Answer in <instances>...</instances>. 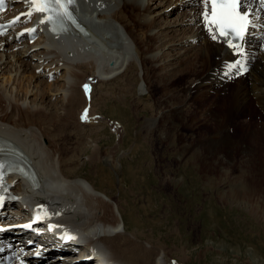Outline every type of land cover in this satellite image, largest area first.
Returning a JSON list of instances; mask_svg holds the SVG:
<instances>
[{
  "label": "rangeland",
  "instance_id": "obj_1",
  "mask_svg": "<svg viewBox=\"0 0 264 264\" xmlns=\"http://www.w3.org/2000/svg\"><path fill=\"white\" fill-rule=\"evenodd\" d=\"M149 2L151 8L154 7V12L164 10L165 19L171 24L176 21L175 25L168 28V26H162L163 21L157 17V20H154V27L156 31L158 30L155 38L149 42L150 32L147 33V36L143 35L145 43L151 44L153 49L156 46L161 47V50L159 49L160 55L164 52L170 54V56L166 54L165 58L166 60L171 58L169 62H175L173 66L168 71L157 70L159 65L153 67L147 65L142 68L137 57H134L137 69L133 70L125 63L124 71L121 70L120 75L110 81L96 82L98 76L93 77L95 91L92 95L93 100L95 99L94 102L98 105L96 107L99 112L93 114L96 117L94 121L82 123L79 120V116L83 114L80 111L85 107H88L91 115L92 105L90 102V107L84 106L82 103H75V106L79 105V108L75 107L79 113L70 121V123L72 122L71 126H68L69 123H67L69 115L64 118H62L63 116L59 117L57 126L53 128L51 135L47 129L38 140H31L33 146L49 147L50 160H58L64 172L76 168L78 170L81 167L78 171L79 174L87 176L90 181L97 183L96 189L98 191L113 196L114 200H118L121 204H129L130 201H133L137 205L131 206L133 212L123 214L129 221L127 222L129 227L126 228L127 231L133 233L137 226L143 225V230L149 234L151 241L153 239L163 245L167 255L172 259L183 258L187 264H264V126L258 124L260 118L258 108L255 107L257 112L252 115V119L248 120L245 114L242 115L237 112L233 122L224 124L223 128L229 132L230 138L235 144H239L233 158L227 160L228 158L224 157L222 153L210 156V149L220 147L218 142L222 139L217 126L211 123L214 121L213 117L209 115L210 113H204L214 96V92L209 91L211 94H204L203 90L196 89L198 100L192 101L181 96L184 94L180 91L182 88V91L186 90L187 81H191L193 77L202 72L193 71V67L199 68L195 63H189L192 58H195L193 54L184 59L180 58L186 50H189L188 54L193 52V43H195L196 48L199 47L197 40L188 43L185 42L188 37L181 38L184 32L187 35L192 34L191 31L187 30L188 27H191V23H188L187 12L192 9L193 4L185 0H149ZM156 3L160 5L157 6ZM105 26L114 33L110 23L106 22ZM166 28H168L166 33L170 39L177 38V40L182 41L183 47L169 50L167 45H164L163 42L166 38L164 36L166 35L160 31L166 30ZM129 32L135 33L131 29ZM138 34L143 33L138 31ZM26 42L24 41V43ZM18 49L14 48L13 51ZM35 51L37 50L33 49L30 54ZM178 51L181 53L172 59L174 57L172 54H176ZM149 56L150 54H147L145 57L147 63ZM124 58L129 57L124 54L120 65ZM24 59L29 61L28 57ZM33 64L31 62V68H28L24 76L18 81V84L21 81L23 87L21 91L18 88L17 94L22 96L23 92L26 91L27 97L29 96L31 100L35 96L37 100L43 96L46 103L49 100L54 103L56 109L61 110L59 98L62 91H58L57 87L63 83L62 73L64 69H59L60 72L58 73L54 72L52 79L47 77L48 74L41 76L39 82H42L43 92L36 95V81L33 78L29 80L30 74L33 72ZM9 66L10 64H7L0 71V80L9 76ZM50 70L53 68L48 69L49 72ZM170 71H172V75L167 81H173V83L171 82L169 90H165L163 87L166 83L164 73ZM39 72L41 74L42 69L34 73ZM151 76L156 79H151ZM12 78L13 75L9 84H12ZM250 78L253 82V77L250 76ZM157 79L158 81H155ZM200 79L201 76L198 80ZM144 80L152 86L147 89ZM231 83L229 89L232 88L233 84ZM139 87L140 89L143 87L141 95H139ZM30 89H33L31 93L29 92ZM53 90L57 96L52 95ZM163 92H167L169 98L174 96V99L171 98L167 102L161 101ZM206 94L210 97L203 100L202 96ZM98 95H105L106 100L99 102ZM222 95L223 93H220L219 96L222 97ZM146 96L149 97L145 98ZM139 97L145 99L139 102ZM92 104L94 103L92 102ZM177 104L182 105L179 108L180 111L182 109V111L187 110L195 115L196 120L185 116L181 119L177 116L171 121L168 117L170 113L166 112V109L168 106L170 109ZM217 104L213 107L219 109L221 113L224 112L226 108L223 107L224 101ZM151 106H155L154 111H151ZM57 114L59 115V111ZM151 114H157L153 122L152 118H149ZM49 121L50 119H48ZM96 128L103 130L99 129L101 131L97 133ZM123 128L125 129L122 130ZM52 138H58V140L53 141ZM84 147L87 149L82 151ZM94 147H100L98 152L107 151L108 154L111 153L115 161L122 158L124 175L121 173L116 175L108 169L109 167L104 161L103 163L97 161L99 166L106 168L102 176L107 178L100 180V177L95 173H89L88 163L81 166L82 162H86L91 157ZM241 149L246 150L248 156L244 152H240ZM38 151L42 153L39 149ZM77 151H80V159H78ZM139 160H141L139 171L141 168L144 169L140 173L139 183L135 189L131 179L126 177L127 172H133L132 167L126 168L128 164H139ZM76 161L80 165L76 164ZM135 171L133 175L138 176L139 171ZM166 174L171 177L168 183L165 179L168 177ZM110 176L113 185L110 184ZM122 176L125 178L124 182L121 181ZM107 179L109 183L106 182ZM98 182L102 186L98 185ZM118 186L123 189L125 194L120 193ZM59 192L63 193L62 191ZM236 192L240 196H237ZM135 198L139 200V205ZM62 202L66 204L65 200ZM135 210L139 212L136 213ZM123 211H127V209ZM158 219H160V223L157 222ZM84 222L87 220L85 219ZM131 225L133 226L130 227ZM47 249L52 252L55 251L50 248ZM77 250L74 253L87 255V257L82 255L80 257L82 260L80 264H85V258L89 256L88 250L85 252L81 249ZM91 255L93 258L87 260V264H98V259L95 262L96 256L93 253ZM58 261L61 263L62 260L57 259Z\"/></svg>",
  "mask_w": 264,
  "mask_h": 264
},
{
  "label": "bare ground",
  "instance_id": "obj_2",
  "mask_svg": "<svg viewBox=\"0 0 264 264\" xmlns=\"http://www.w3.org/2000/svg\"><path fill=\"white\" fill-rule=\"evenodd\" d=\"M185 1L193 4L192 9L187 12L188 23H191V27L187 26V30L191 31L193 35H187V33L184 32L181 38L185 39L184 36L188 37L185 41L188 43L197 40L199 47L196 48L195 43H193V52L188 54L189 50H186L182 54L184 57L181 55L180 58L184 59L193 54L195 58H192L189 63H195L199 68L195 69L193 67L192 69L195 72H202L193 77L191 81H187L186 90L182 91L183 88L180 90L181 93L184 94L181 96L194 101L195 99L198 100L196 89L199 91L203 90L204 94L210 93L209 91L214 92V96L210 104L207 105V109L204 113H210L209 115L213 117L214 121L211 123L217 126L218 133H221L222 139L218 142L220 147H213L210 149V156L222 153L223 156H226L228 158L227 160H229V158H233L239 144L233 142L229 132L223 128L224 124L233 122L237 112L242 115L245 114L248 120L252 119V115H255L257 112L255 108L257 107L260 116L258 124L264 126V29L251 30L250 34H247L242 40V45L245 46L246 52L244 55H241L239 59L247 60L251 64V69L247 73L248 75L245 74L246 76L243 78L236 77L231 81H226L224 78L227 73L233 70L232 68L229 70V66L234 64L235 57L230 54L229 49L224 45V40L219 37L214 40L208 28L205 26V23L201 21V9L203 8L201 0ZM79 3L81 14L92 30V34L85 38L80 37L73 28H69V30L64 33L68 37L54 35L45 40L40 36L31 45L27 42L18 44V42H14L13 39L0 38V71H2V68L6 67L7 64H10L9 76L6 79L0 80V137L6 138L3 142L15 141L20 143L24 146L19 147L23 152H28L29 150L30 155H25L24 158L34 166L37 165V171L39 172V178L35 181V186L31 184L28 179H26L27 182L16 180L15 187L18 193H22L23 199L13 200L10 206L16 210L14 211L15 217H23L28 210V206L26 205L27 200L33 201L32 203L47 200L48 206L46 205L44 213L49 210L51 217L55 220L56 226L63 228V230L68 233L67 235L75 237V239L66 238L63 242L56 233L36 238L33 237L39 244H44L46 249L50 248L55 251L58 250L57 252L61 251L60 254L63 253L64 256L58 258L62 260L61 263H59V261L57 262V259H54L51 264H80L82 261L80 257H87V255L74 253V248L81 249V251L84 252L88 250V255L92 253L96 254L97 252L98 256H96L95 262L98 259V264H187L185 263L186 260L183 258L176 257L172 259L169 257L163 245L153 239L151 241L149 234L144 232L143 225L137 226L135 231L133 230V233L127 231V222L129 221L123 214L131 213L132 205L137 206L133 201H130L129 204H121L118 200H114L113 196L98 191L96 189L97 183L95 184V182L90 181L87 176L79 174L78 171L81 167L78 170H76V168L69 172H64L58 160H50L49 147L33 146L31 140H38L45 134L47 129L51 135L53 128L57 126L59 117L63 116L62 118H64L69 115L70 117L67 123H69L68 126H71L72 122L70 123V121L74 117H77V113H79L76 110L79 105H76V107L75 103H82L84 106L90 107V102L92 105L91 115L89 110L87 112L88 119L82 120L81 116H79V120L82 123H91L94 121L96 117L93 114L98 112V105L94 102L95 99L93 100L92 95L95 91V81L93 77L98 76V81L96 80V82L105 83V81H110L119 76L120 71H124L123 67H125V63L126 66L131 67L133 70L137 69V63L134 57H137L142 68L147 65L150 67L159 65L157 70L164 69L168 71V69L173 66V63H175L169 62L171 58L170 60H166L165 55L168 54V52H164L161 55L159 54V49L161 47L158 48V46H156V48L153 49L151 44L145 43V37L143 35L147 36V33L150 32V35L148 34V40L150 42L155 38L156 33H158V30L156 31L154 27V20L157 17H160L163 21V24L161 23L162 26H168L169 28V26L176 24V21L174 24H171L165 19L166 13L163 12L164 10L161 9L158 12H154V7L151 8L149 0H79ZM156 5L158 6L160 4L156 3ZM257 6L256 2L252 3L250 1L243 6V8L251 10L250 15H252L254 20L259 17ZM19 7L20 4H17L16 8ZM106 22L112 25L114 33L112 30L106 28ZM135 27H137V30H135ZM168 28L160 31L166 35L164 36L166 37L163 42L164 45H167L169 50L183 47L182 41L177 40V38L170 39L166 33ZM129 29L135 33L129 32ZM138 31H142L143 34L139 35ZM92 39L96 40L99 44ZM174 40L177 41L172 42ZM65 42H68L69 45ZM14 48L19 49L14 52ZM33 49L37 51L30 54ZM252 51H254V54H252ZM180 53L181 52L178 51L176 54H172L174 55L172 59L178 57L175 55H179ZM124 54L129 58H124L120 65L121 58ZM147 54H150L148 63L145 61ZM168 56H170V54H168ZM26 57L29 58V61L24 59ZM31 62L34 64L32 65L33 72H31L29 80L33 78L34 81H36V95L43 92L41 88L42 82H39L41 75H47L48 73H46V71L50 68H53V70H50V72L53 73L57 72L59 69H64L62 73L63 83H61V86L57 87L58 91H62V95L59 98V101H61V106L59 108L61 110L58 108L56 109L54 103L49 100L46 103L43 96H41L39 100L36 99V96L31 100L29 96L27 97L26 91L23 92L22 96L17 94L18 88L19 91H21L23 87L21 86V81L19 84L18 81L24 76L25 71L31 68ZM39 68L42 69L41 74H35L34 72ZM171 69L173 70V68ZM187 69H190V67H187ZM171 72L172 71L164 73L166 83L163 87L165 90H169L170 85L173 83V81H167L172 75ZM12 75V84H9ZM200 76L201 79L198 80ZM250 76L253 77V82H251ZM89 78L92 79L89 80ZM151 79L156 78L151 76ZM155 81H158V79ZM144 83L147 89L152 86L151 84H147L146 80H144ZM230 83L233 84L231 89H229ZM85 85L88 86L89 94L92 96L91 101H87L85 96H82V87ZM15 86L16 89H14ZM32 90L33 89H30L29 92L31 93ZM142 90L143 87L139 90V95L142 94ZM13 91H16V93H13ZM167 92L169 93V91ZM167 92L161 94V97L163 96V98L160 99L161 101L164 102L165 100L167 102L171 98L174 99V96L169 98ZM220 93H223L222 97L219 96ZM52 95L57 96L54 90L52 91ZM206 97L210 96L208 94L203 95L202 99L205 100ZM97 98L99 102H104L106 100L105 95H98ZM145 98L139 97V102H142ZM221 101H224L225 104L223 107H226L222 113L219 109L213 107L215 105L217 106V103ZM92 102L94 104H92ZM154 107H152L151 111H154ZM181 107V104L173 105L170 109L169 106L167 107L166 112L170 113L168 117L171 121L177 116L181 119L185 116L190 117L192 120H196L194 117L195 115L189 113L187 110L182 111V109L180 111L179 108ZM235 109H237V111H234ZM58 111L59 115L57 114ZM156 117L157 114H151L149 118H152L153 122ZM48 119H50L49 122ZM149 125L151 126V124ZM99 129L102 128H98L96 130L97 133L101 131H99ZM124 129L125 128L122 130ZM52 140L57 141L58 138H52ZM99 148L100 147H94L91 157L87 159L86 162H82L81 166L84 163H88L89 173H95L100 177V180L107 178L102 176L106 168L99 166L97 161L102 163L104 161L105 164L108 165V169L112 170L116 175L117 173L124 175L123 162H121L122 158L115 161L111 153L108 154L107 151L104 153L98 152ZM38 149L42 151V153H39ZM86 149L84 147L82 151ZM240 152H244L248 156L246 150L241 149ZM79 154L80 151H77L78 159L81 157ZM55 159H57V157H55ZM77 161L75 163L80 165ZM140 163L141 160H139V164H128L126 169L132 167L133 172L135 170L139 171L141 167ZM143 169L144 168L140 169L138 176L133 175L135 174L133 172L126 173V177L131 179L135 189L136 186H138L140 173ZM166 175L168 176V174ZM14 177L16 179V176ZM165 179L168 183L171 177L168 176ZM124 180L125 178L122 176L121 181L124 182ZM106 182L109 183V180L107 179ZM110 184H112L111 176ZM98 185L102 186L100 182H98ZM55 190L62 191L63 193ZM119 190L121 194H125L121 187H119ZM236 194L240 196L238 192H236ZM62 200H65L66 204H64ZM135 201L139 205V200L137 198H135ZM125 209H127V211H123ZM21 211L23 212L21 213ZM135 212L137 213L139 211L135 210ZM43 216L45 217V215ZM24 219H28V216L21 218L20 222ZM85 219L87 222H84ZM159 220L160 219L157 220L158 223H160ZM17 230L20 229L18 228ZM17 238L19 239L20 236H17ZM47 250L50 251L49 249Z\"/></svg>",
  "mask_w": 264,
  "mask_h": 264
},
{
  "label": "snow or ice",
  "instance_id": "obj_3",
  "mask_svg": "<svg viewBox=\"0 0 264 264\" xmlns=\"http://www.w3.org/2000/svg\"><path fill=\"white\" fill-rule=\"evenodd\" d=\"M31 5V10L26 14L30 19L33 12L38 13H52L48 15L46 20L48 22L55 23L60 17L71 18V14L68 12V5L74 3V0H28ZM204 5V11L201 16L204 20L205 26L208 28L212 38L215 40L218 37H234L243 39L244 32L249 25V16L247 10L241 11L243 7V0H201ZM4 7V0H0V8ZM260 7L264 8V0H260ZM19 21V16L11 23ZM45 19L40 20V23H45ZM4 25H0V35H3ZM29 32L35 31V29H29ZM227 43L230 47L234 48L237 52H242V49L238 44H234L232 39H227ZM234 65L229 66V70ZM85 91H88V86L85 85ZM82 120L88 119L87 109L81 116ZM2 151V150H0ZM5 164L0 163V189L6 190L3 187V170ZM3 197H0L2 200ZM30 227V225H25ZM3 229H0L2 231ZM67 239H75L74 236L66 235Z\"/></svg>",
  "mask_w": 264,
  "mask_h": 264
}]
</instances>
